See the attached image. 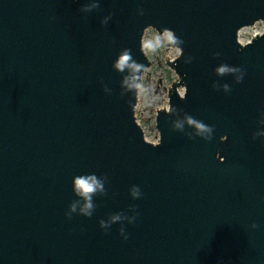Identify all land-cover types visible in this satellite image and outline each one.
I'll list each match as a JSON object with an SVG mask.
<instances>
[{"label": "water", "instance_id": "95a60500", "mask_svg": "<svg viewBox=\"0 0 264 264\" xmlns=\"http://www.w3.org/2000/svg\"><path fill=\"white\" fill-rule=\"evenodd\" d=\"M89 2L0 0V264H264V33L239 40L264 0ZM150 28L183 42L159 141L113 68L123 49L151 67ZM186 116L212 136L176 130ZM93 174V214L69 219L73 180Z\"/></svg>", "mask_w": 264, "mask_h": 264}, {"label": "clouds", "instance_id": "9594fccd", "mask_svg": "<svg viewBox=\"0 0 264 264\" xmlns=\"http://www.w3.org/2000/svg\"><path fill=\"white\" fill-rule=\"evenodd\" d=\"M97 7L98 0H90V2L86 4L81 9V11L89 12ZM137 14L142 16L144 14L143 9L138 8ZM110 18V16L105 17L103 23L106 24ZM182 43L183 42L178 37H176L172 31L165 30L162 35L155 34L150 40L144 42L143 48L146 51L156 52L160 48L169 45L179 46ZM113 68L115 71L122 74V94L126 92L148 94L149 89L143 83V73L146 71V66L144 64L137 63V61L133 59L130 50L123 49L120 52L117 59L113 63ZM228 71L239 73V75L236 77L238 82L243 79L244 73L241 69H230L226 66H220L217 68L218 74H223ZM224 90L229 92V86L224 85ZM104 92L106 94H111V89L105 87ZM260 123L264 124V119H261ZM186 124L188 126H192L196 130L197 135L210 138L213 134V128L211 126L205 125L203 122L197 121L190 116H186L183 120L177 119L175 121L174 127L176 130L183 132L185 130ZM256 135L264 137V132H257ZM73 191L78 199L71 202L66 216L70 219L72 214L78 213L86 217H91L95 207L93 203V196L98 192H104V181L95 174L87 177H77L73 180ZM130 194L133 199H137L141 196L140 189L137 186L132 187ZM130 211L134 213L132 216H125L124 214L113 215L110 220L102 221L101 227L107 231L113 223H122L126 220L129 224H131L135 220L136 216L134 208L130 209ZM251 227L256 228L257 225L252 224ZM119 232L123 239H128L123 226H121Z\"/></svg>", "mask_w": 264, "mask_h": 264}, {"label": "rangeland", "instance_id": "374dc122", "mask_svg": "<svg viewBox=\"0 0 264 264\" xmlns=\"http://www.w3.org/2000/svg\"><path fill=\"white\" fill-rule=\"evenodd\" d=\"M263 33L264 22H259L253 27L243 29L239 34V40L245 45L251 42L254 37ZM155 34L159 33L155 29H148L143 43L150 40ZM146 52L151 59L152 65L143 74V83L149 89V92L148 94L138 93L136 117L144 130L155 141H159L160 135L156 128V118L159 111L168 109L169 89L178 79L176 73L167 65V61H171L169 57H178L180 50L166 46L156 52Z\"/></svg>", "mask_w": 264, "mask_h": 264}]
</instances>
